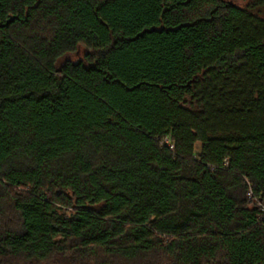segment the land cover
Returning a JSON list of instances; mask_svg holds the SVG:
<instances>
[{
    "label": "trees",
    "instance_id": "trees-1",
    "mask_svg": "<svg viewBox=\"0 0 264 264\" xmlns=\"http://www.w3.org/2000/svg\"><path fill=\"white\" fill-rule=\"evenodd\" d=\"M249 190L264 0H0V264H264Z\"/></svg>",
    "mask_w": 264,
    "mask_h": 264
},
{
    "label": "built area",
    "instance_id": "built-area-1",
    "mask_svg": "<svg viewBox=\"0 0 264 264\" xmlns=\"http://www.w3.org/2000/svg\"><path fill=\"white\" fill-rule=\"evenodd\" d=\"M165 142H169V140H165ZM169 146L172 147L173 145L170 144ZM247 197H248L249 199H253V202L256 204V206L259 208V210H260V211L263 213V215H264V203H262V202H260L259 200L255 199V198L253 197V194H252V191H251V190L248 191V193H247Z\"/></svg>",
    "mask_w": 264,
    "mask_h": 264
},
{
    "label": "rangeland",
    "instance_id": "rangeland-1",
    "mask_svg": "<svg viewBox=\"0 0 264 264\" xmlns=\"http://www.w3.org/2000/svg\"><path fill=\"white\" fill-rule=\"evenodd\" d=\"M237 4L243 5L247 0H232ZM68 57H71V59H74V55H69ZM199 144H197L198 146Z\"/></svg>",
    "mask_w": 264,
    "mask_h": 264
},
{
    "label": "water",
    "instance_id": "water-1",
    "mask_svg": "<svg viewBox=\"0 0 264 264\" xmlns=\"http://www.w3.org/2000/svg\"><path fill=\"white\" fill-rule=\"evenodd\" d=\"M10 21H12V18H8V19L6 20V23H8V22H10Z\"/></svg>",
    "mask_w": 264,
    "mask_h": 264
}]
</instances>
